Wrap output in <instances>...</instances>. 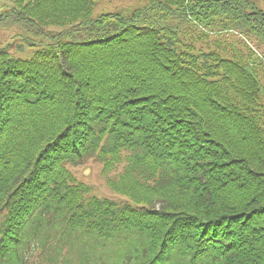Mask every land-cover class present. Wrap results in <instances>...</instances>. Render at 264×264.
I'll use <instances>...</instances> for the list:
<instances>
[{
  "label": "trees",
  "instance_id": "16d2710c",
  "mask_svg": "<svg viewBox=\"0 0 264 264\" xmlns=\"http://www.w3.org/2000/svg\"><path fill=\"white\" fill-rule=\"evenodd\" d=\"M139 3L0 8V264H264V10Z\"/></svg>",
  "mask_w": 264,
  "mask_h": 264
},
{
  "label": "rangeland",
  "instance_id": "374dc122",
  "mask_svg": "<svg viewBox=\"0 0 264 264\" xmlns=\"http://www.w3.org/2000/svg\"><path fill=\"white\" fill-rule=\"evenodd\" d=\"M11 0H0V8L4 5V3L10 2ZM256 5L264 10V0H253ZM144 3V2H142ZM141 3V4H142ZM139 3V0H96L95 4V13L100 14L103 12H112L117 10H123L125 8H129L135 6ZM10 32H1L0 38H4L0 41L9 40ZM237 38V37H236ZM254 41V42H253ZM251 40V42L255 45L257 44L256 40ZM243 46V45H242ZM258 52L264 51L263 48L256 49ZM76 172V175L80 177L81 180L85 181L88 184L93 186V189L103 196L114 197L116 194L112 191L111 188L107 185L106 178L102 176L101 170L102 166L95 162L89 161L86 165L80 166L78 168L73 169ZM39 258L41 260L40 254ZM42 262L44 264H48L46 261Z\"/></svg>",
  "mask_w": 264,
  "mask_h": 264
}]
</instances>
